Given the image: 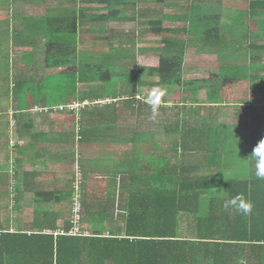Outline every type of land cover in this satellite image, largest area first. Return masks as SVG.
I'll return each instance as SVG.
<instances>
[{
	"label": "trees",
	"instance_id": "1",
	"mask_svg": "<svg viewBox=\"0 0 264 264\" xmlns=\"http://www.w3.org/2000/svg\"><path fill=\"white\" fill-rule=\"evenodd\" d=\"M77 4L95 6L80 7L73 22L76 33L65 34L58 41L51 35L47 36L46 66L60 69V72L48 78L46 105L37 110L52 112L53 131L61 132L83 124L77 113L94 104L86 99L88 92L80 91L79 86L97 83L100 87L105 82L123 80L129 82L133 92V84L139 89L149 85L148 94L155 95L152 101H138L136 95H129L120 99L114 97L111 102L116 106L115 111L131 109L138 114L141 109L148 110L155 103L161 109L173 103L174 115L165 116L162 122L169 138L147 132L145 139H154L147 144V150L130 160V166L125 164L126 161L119 163L125 170L123 173H127L123 175L125 180L126 177L138 179L142 183L139 187H144V193L138 194L137 191L130 195L125 218L123 214L119 215L123 226L119 222L115 226L108 225L110 210L105 197L84 202L83 190L88 175L84 168H79L73 184L72 205L61 203L63 195L60 193L57 196L53 192L36 196L34 212L37 218L28 229L20 225L14 229L10 227V221L14 219L12 212L17 207L9 209L12 215L8 214L9 219L0 222V264H264V179L256 175L258 157L246 146L250 140L248 128L264 123V111L259 119L255 118L262 106L255 103V99L251 100L257 94L264 98V41L258 43L264 40V0H76V9ZM129 6L144 8L140 17L146 18L144 30L137 33L139 35L135 39L154 36L162 40L166 49L159 53L155 66L135 62V39L132 38L130 43L127 33L122 37L123 33L121 36L109 34L108 30L94 26L79 30V23L107 24L125 20ZM178 8L184 9L183 12H167ZM158 10L162 17L156 15ZM165 18L182 19L189 25L164 27ZM240 26L245 29L238 30ZM228 27L232 32L226 31ZM81 33L88 34L91 41L106 40L108 52L90 63H86L85 54L82 60L79 59ZM223 33L235 40H222ZM166 34L182 38L170 39L164 37ZM115 38L122 43L113 46L111 42ZM199 47L226 48L228 52H238V58L244 56L240 54L247 48L252 54L249 62L242 65H234L228 58L218 71L210 69L208 77L183 79L186 50ZM136 65L137 71L129 70ZM70 67L78 69L67 71L66 68ZM28 93L34 94L30 81L17 83L16 94L19 97ZM234 97L243 103H246L244 99L251 100L245 104L250 105L253 116L250 124L217 121L213 124L218 104L230 102ZM74 103H79L80 107H69ZM194 104L202 109L194 113L202 115L203 120L195 126L182 116ZM251 134L254 137V131ZM88 135L83 130L77 138L83 142L89 138ZM160 138L170 139L169 149L156 147ZM224 152L249 156L253 170L244 177H235L226 168L231 165L225 163ZM185 155L193 157L192 164L184 160ZM131 183L136 186L134 180ZM76 186L80 188L78 202L81 205L78 232L73 231L72 210ZM2 194L0 199H6L7 196ZM238 194L251 202L250 213L224 207L226 201ZM3 203L6 207L10 204L8 200L0 201V217L6 212L2 208ZM53 203L57 206L55 209H51ZM96 204L94 213L91 210ZM60 209L65 213L62 226L57 224L61 217ZM18 218L16 215L15 219Z\"/></svg>",
	"mask_w": 264,
	"mask_h": 264
},
{
	"label": "crops",
	"instance_id": "2",
	"mask_svg": "<svg viewBox=\"0 0 264 264\" xmlns=\"http://www.w3.org/2000/svg\"><path fill=\"white\" fill-rule=\"evenodd\" d=\"M22 1L31 5V7L33 6L34 0ZM8 3L10 4L11 0H8ZM40 5L43 8L42 12L37 13L31 8L30 17L24 12L16 14L7 4L4 6V8H7L6 13L0 12V19L5 18L4 20L6 21V23L1 25L5 28L0 29V37L4 38V40L0 38V67L5 68V72L2 75L0 74L5 78L3 81L0 78V107L3 103L7 104V101L9 103L7 108H0V179L4 175V178L7 177L8 180L4 182L5 186L0 183V195L4 189L8 193L10 192L9 194L4 192L5 195L10 196L8 199L10 204L7 206H9L8 209L10 210L17 207L15 212H12L16 215L20 214V212L35 214V197L45 196L52 192L56 196L63 195L61 203L72 205L73 184L76 180V172L79 170V168L76 169L77 162L80 165L79 167H81L80 169L84 168V173L86 171V175H88L87 184H85L83 190L85 194L84 202L94 200L96 197L102 199L105 197L110 210V214L107 216L108 225L115 226L119 222L123 226V220L119 219V215L123 214L125 218L130 195L137 191L138 194L144 193V187H139L142 183L138 179L126 177L127 179L125 180L123 175L127 173H123L125 170L119 163L124 164L123 162L126 161L125 164L128 163L130 166V162L136 156L140 157V154L145 152L142 148L146 149L147 144L151 142L150 140H154L148 139V137L145 139V134L147 132L157 133L154 125L161 122L155 120L154 112L152 114L150 112L156 108L159 113L161 109L160 107H155L159 106L158 103H155V106H151L148 110L141 109L139 114L131 109H126V112H123L124 110L115 111L116 106L111 102L114 101V97L120 99L129 95H136L138 101L145 99V101L148 100L147 102H149L154 100L155 95H149V92L141 91V89L132 92L129 82L123 80L109 82L110 86H108L109 83H105V85L100 87L97 83H91L87 87L79 86L78 88L80 91L88 92V98L86 99H90L95 104L92 107L89 106L85 111L77 113V118H80V121L82 119L83 124L80 123L78 126L62 130L61 132L53 131L51 122L53 113L34 110L36 106L42 107L46 105L48 96L47 80L51 75L60 72V69H52L46 66L45 43L48 41L49 38L47 36L49 35L52 36V39L58 41L63 39L62 37L65 34L69 36L73 32L76 33V24L73 22L76 20V12L78 11L79 14L81 8L79 6L76 9V0H41ZM16 20L19 21L17 24ZM39 42L41 43L42 51L37 54L36 49L39 47ZM90 49L97 53L94 52V55H92L93 52H90V55H86V63H90L93 60L98 61L102 56H99L101 53L94 46H83L79 42L80 54L88 52ZM218 52L219 49L217 48L215 51L217 56ZM82 58V55H80L79 59L82 60ZM221 61L222 64L219 68L226 64L224 61L228 60L223 59ZM241 62H236V60L232 59V64L234 65H242L243 63ZM156 63L144 65L155 66ZM77 69V67L66 68L67 71H76ZM190 77L192 76L184 75L183 73V79H189ZM22 80L25 82L30 81L33 84L34 94L28 93L25 97H19L16 94L17 83ZM142 87L144 88V86ZM182 98V101H185L184 97ZM252 99H255V103L262 106H259L262 110L255 115V118L259 119L264 111V100L262 96L260 100H257L256 95ZM244 100H248V103L251 101L250 99ZM230 101L240 100L234 97ZM228 103L230 102L221 104ZM172 104L168 103L165 105L169 106L168 110L172 111L171 116L174 115V110L171 109ZM236 104L239 105V103ZM32 105H34V108H31ZM248 110L247 114L250 118L248 120L250 124L253 116L250 109ZM216 114L217 121L218 109ZM248 129L250 140L246 146L249 149H254L260 140H264V123H256L255 127H249ZM83 130L89 133L88 137L90 140L88 138L81 142V139L77 138L82 134ZM251 131H254L255 138L252 136ZM44 143L45 149L38 161L35 159V155L40 148L37 144L41 145ZM170 143L165 148L162 146L158 147L157 141L155 145L158 149H169ZM118 145L123 147L124 150L117 148L116 152L101 150L98 154L92 153L96 152V148L103 149L104 147ZM14 153H18L20 156L12 160L11 155ZM90 153L92 156L86 157ZM237 157L243 156L233 153L228 154L227 152L223 153L225 163L231 165V167L228 166L226 168H229L233 175H237V172L248 173L253 170L251 159L247 164L249 168H247L245 162L238 161ZM131 180L136 182V186L131 183ZM11 181L15 183L12 185ZM20 181L22 182L19 184ZM24 196L27 199H24ZM0 201L4 202L3 199H0ZM1 205L2 208L6 206L4 203ZM52 205L51 209L57 207L54 203ZM97 206L96 204V206L92 207L91 211L95 213ZM59 211L61 217L57 224L62 226L64 224L62 216L65 213L64 209ZM84 215L86 217V214ZM34 218L29 222L28 219L20 217L16 220L19 221L17 226L20 225L24 229H28L32 227V222L36 221L37 217L34 216ZM0 220H3L2 217H0ZM12 222L10 227L14 229Z\"/></svg>",
	"mask_w": 264,
	"mask_h": 264
},
{
	"label": "rangeland",
	"instance_id": "3",
	"mask_svg": "<svg viewBox=\"0 0 264 264\" xmlns=\"http://www.w3.org/2000/svg\"><path fill=\"white\" fill-rule=\"evenodd\" d=\"M40 2H41V0H34L33 6L31 7V5L25 4L22 0H11L10 4L8 3V0H0V12L1 13H6L7 8H4V6H6V4H7L9 6V8L13 9L16 14H18L19 12H24L25 14L29 15V17H30L31 16V14H30V9L31 8H33L34 11H37V13H41L42 12L43 8L41 7ZM77 5L79 7L80 4H77ZM91 5H93L92 7L95 6L94 4H88V5L83 4L80 7L84 8V7H88V6H91ZM69 6H71V5H69ZM128 9L130 11H129V13H127V15H126L127 18L125 20L118 21V22L107 23V24H105V23H84V24H80L79 23V26H78L79 30L81 29V27L84 28V27H90V26L92 27V26H94V27H98V28H102V29L108 30L109 34L116 33L118 36H121V33H123L122 37H124V35L127 33L129 35L128 36V38L130 39L129 41H130V43H132L133 42L132 38L135 39V37H138V35H139V34L137 35V33H140L142 30H144L143 22H144V19H146V18L140 17V14L144 10V8H142L140 6H137V7L129 6ZM183 10L184 9L178 8V9L168 10L167 12H169L170 14H175V13L178 14L179 12L182 13ZM88 11L89 10H87V12ZM93 11L100 12V11H97V10H93ZM158 12L159 13L156 14V15L159 16V17H162L161 11L158 10ZM77 14H78V11L76 12V16H77ZM4 19L5 18H1L0 19V29H4L5 28L4 26H1L4 23H6V21ZM15 22L17 24L19 21L16 20ZM162 25L164 27H186L187 25H189V22L185 21V20H182V19L171 20V19L165 18V20L163 19ZM237 29L238 30H240V29L244 30L245 27L244 26H240ZM126 31H128V32H126ZM226 31H231L232 32L230 27H228V30H226ZM226 35H227V38L224 39V37ZM228 36H229L228 34L223 33L222 40H228V41H231V42H233L235 40V39H233V36H229V37ZM164 37H168L170 39L182 38V36H179V35H176V34H166V35H164ZM0 38H2V37H0ZM88 38H89L88 34H86V33L82 34L81 33V35H80V39L81 40H79L80 44L83 45V46H86V45L95 46V48L101 53L99 56H101L102 53L108 52L107 50H108L109 44L106 42V40L103 39V40L91 41ZM154 39H158V40H154ZM2 40H4V38H2ZM260 41L263 42L264 40H259L258 43ZM161 42H162V40L160 38H156L154 36H150L147 39H140V36H139V38H137V40L135 39V43H133V44H135L134 46H136L135 49H134L135 53L131 52L134 55H136V56H134V58L136 59L135 62L138 63L139 65L156 63L159 53H163L164 50H166L165 48H163V43H161ZM111 43L113 44V46H118L119 43H122V41L117 40V38H115L114 40H112ZM38 45H39V47L36 49L37 54L41 53V51H42L41 43L39 42ZM120 45H122V44H120ZM129 45H132V44H129ZM215 51L216 50H214V49H208V48H205V47L187 48L186 56H185L186 60L184 62V66H183L184 75H191V76H193L195 78H203V77L205 78V77L209 76L210 73H208V71H210V69L218 71L219 66L222 64L221 60L230 58V59L236 60V62H241L242 61L241 63H246V62H249V58H250V56L252 54V52L249 53L248 48L245 50L246 52H241L242 54H240V55H244V56H242V58L241 57H239V58L238 57H234V56H239L238 52H236V53H234L233 51H229L228 52V50L226 48L225 49H220L219 52H218V56H217V54H215ZM88 52H82L81 55L82 56H84V54L85 55H90V52H93L92 55H94V52H96V51H94L93 49H90V50H88ZM231 52H233V53H231ZM219 53H220V55H219ZM222 56H226V58H223ZM136 67H137V65L136 66H132L129 70L130 71H137ZM4 72H5V68L0 67V74L2 75ZM263 75H264V73H263ZM0 78H1L2 81L5 79V78H3V76H1ZM149 79L151 80L153 78H149ZM105 83L108 84L109 82H105ZM108 86H110V83H109ZM133 86H134V90H138L139 89V88H137L138 85H134L133 84ZM141 91L149 92L150 91L149 85H144V88L141 86ZM260 97H261V95H259V94L256 95L257 100H260ZM263 100H264V98H263ZM200 102L202 103V101H200ZM246 102H249V101L247 100ZM236 103H239V105L236 104ZM7 104H9L8 101H7ZM7 104L3 103L2 104L3 107L1 106L0 108L1 109L7 108V106H8ZM245 104L246 103H243V102L230 101V103H228V104L218 105V113H219V115L217 117V121L218 122L229 123V124H239L240 123L242 125H248L249 124L248 120L250 119L248 114H247L248 111H249L248 110L249 107L244 106ZM155 107H160V105L159 106H155ZM162 107H163L162 109L160 108L161 112L158 113L157 109L155 108V111L151 110L150 113L152 114L154 112L155 113V117H156L155 120H159V122L161 121L160 123L154 125V129H155V131L157 133H159L158 134L159 137L169 138L168 137L169 134L168 135L165 134L164 124L162 122H163L165 116H171L172 115V111L168 110L169 106H165L164 105ZM34 110L37 111L36 107H35ZM39 110H40V108H39ZM196 110L197 111H202L201 109H198V106H196V104H195L193 107L187 108L186 111H184L182 113V116L184 115L186 120L190 121V124H192L193 126L200 124V120H202L201 115L198 116V114L194 113ZM208 118H209V120L212 119L211 117H208ZM215 121H216L215 118H213L212 119V123L215 124ZM172 135L173 134H171V137L174 138V135L173 136ZM169 140L170 139H161L160 138V140L157 141V146L158 147L162 146V147L165 148L166 145L168 143H170ZM37 145L40 148H39V150L37 151V153L35 155L36 156L35 159L39 161L40 158H41V155L44 152L43 150L45 149V143L41 144V145L40 144H37ZM117 148H120V150H124L123 147H121V146L119 147V145H118V146L104 147L103 149H100V148L97 149L96 148L95 149L96 152H92V153L98 154L99 151H101V150H103L105 152H112V151L116 152ZM142 150L144 151V150H147V149L142 148ZM251 151L253 152L252 149H251ZM19 156L20 155L18 153H14V154L11 155L12 160H14L16 157H19ZM90 156H92L91 153L87 154L86 157H90ZM184 158H185L184 160L186 162H188L190 164L193 163V161H192L193 157L191 155H189V156L185 155ZM237 158H238V161L245 162L246 165L250 162V159H249L250 157L249 156H243V157H237ZM227 165H229V164H227ZM79 166H80L79 163L76 162V169L77 168H81ZM243 166H245V165L243 164ZM247 168H249L248 165H247ZM248 174H249V172L248 173L237 172V175L234 174V176L239 178V176H241V177L243 176L244 177L245 175H248ZM0 177H1V175H0ZM4 177L5 176L3 175L2 179H0V183H2L3 186H5L4 182L8 181L7 177L6 178H4ZM21 182L22 181H20L19 184ZM11 183L13 185V183H15V182L11 181ZM4 192L6 194L10 193V192L8 193L7 190H5V189L2 191V193H4ZM2 195L3 194H1L0 197ZM6 196H7V198L6 199L4 198L3 201H7L10 198V196H8V195H4L3 197H6ZM24 199H27V197L24 196ZM12 203H13V201H12ZM4 209H5L6 212L2 213L1 217H2L3 220H0L1 222L5 221L7 218L9 219L8 214H11V212H8L9 211L8 207L5 206ZM32 214L20 212V214H18V217H21L22 219L26 218L30 222V221H32V219H35L34 218L35 214L34 213H32ZM15 215L16 214L14 213L13 218H14ZM13 220L14 221L13 222L10 221V223L12 222L13 226L16 228L17 224H19L18 223L19 221H16L17 219H15V218ZM28 223H27V225L29 227ZM7 226L8 225H5V227H7ZM186 227H187V224H185L184 228H186Z\"/></svg>",
	"mask_w": 264,
	"mask_h": 264
},
{
	"label": "clouds",
	"instance_id": "4",
	"mask_svg": "<svg viewBox=\"0 0 264 264\" xmlns=\"http://www.w3.org/2000/svg\"><path fill=\"white\" fill-rule=\"evenodd\" d=\"M253 154L258 157V162L256 165V175L258 178L264 179V140H261L259 144L254 148ZM224 207H231L238 212L247 214L251 212L252 204L250 201H245L243 195L238 194L232 199L226 201Z\"/></svg>",
	"mask_w": 264,
	"mask_h": 264
},
{
	"label": "built area",
	"instance_id": "5",
	"mask_svg": "<svg viewBox=\"0 0 264 264\" xmlns=\"http://www.w3.org/2000/svg\"><path fill=\"white\" fill-rule=\"evenodd\" d=\"M69 107L71 108H75L78 109L80 107L79 103H74L72 105H70ZM60 108H63V106H61ZM36 109H39L38 107H36ZM41 109V108H40ZM46 110V108H44ZM76 188V194H75V201H74V206H73V224H74V232H78L80 231L79 229V224H80V219H81V205L80 202H78L79 196H80V188H78V186L75 187ZM86 233H89L88 231H86Z\"/></svg>",
	"mask_w": 264,
	"mask_h": 264
}]
</instances>
